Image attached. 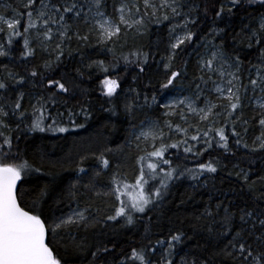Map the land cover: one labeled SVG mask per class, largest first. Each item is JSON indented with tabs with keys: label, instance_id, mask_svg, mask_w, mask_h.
Returning a JSON list of instances; mask_svg holds the SVG:
<instances>
[{
	"label": "snow or ice",
	"instance_id": "1",
	"mask_svg": "<svg viewBox=\"0 0 264 264\" xmlns=\"http://www.w3.org/2000/svg\"><path fill=\"white\" fill-rule=\"evenodd\" d=\"M253 5H257L260 10L258 15L253 16L254 23L243 25L239 32L232 35L234 44L246 41L249 49H258L257 62H249L245 70L240 56L230 57L225 53L226 40L222 38L225 30L217 28L216 21L223 20L225 16L231 19L238 11L246 12ZM108 7L107 0H21L20 4L13 0V3L5 2L0 5V34L7 30V45L13 43L14 37H23L24 50L21 55L24 57H34L37 48L47 53L49 59L45 61L44 68L48 69L52 66V57L54 56L55 62H60L65 54V47L73 40L78 45L87 44L95 36L97 43L106 47L108 44H115L121 34H127L128 30L143 36L150 25L167 22V56L161 61L166 83L161 84V88L168 89L182 75L186 76V71L172 70L176 58L198 40L204 41L205 36L214 33L212 41L202 45L205 47V53L210 51V54L199 55L197 61L199 76L194 77V80L198 79L201 83L196 84L193 96L172 99L161 105L167 110L164 115L177 117L179 123L169 119L161 126L157 121L150 123L148 129L144 130L145 122L142 121L139 134L133 125L135 147L143 151V155L137 157L139 174L134 184L124 183V177L117 170L105 185L107 191L97 190L98 178L111 166L110 160L105 158V153L111 152L112 149L94 154L101 167L88 177L86 183H81L79 174L87 176L88 172L79 165L89 158L81 157L76 168L77 181L69 184L56 200V204H60L67 199L68 210L61 211L60 215L47 216L43 210L34 211L33 207L25 210L21 206L19 195L23 190H18V182H23L24 178L33 172L39 173L41 168L33 167L28 160L20 163L8 162L20 158L19 151H11L13 139H20L19 136H13L14 129L10 126L12 119L16 117L22 121L26 118L28 110L24 108L23 103L26 94L16 91L23 86L25 78H17V74L7 71V66H3L7 74L0 76V264H67L63 256L54 254L53 248L49 246L51 240L46 242V236L49 235L53 240L59 236L65 252L82 262L86 261V264H110L109 256H112L111 264H216L218 259L220 264H264V175L252 179L255 173L239 168L238 164L233 165V170L239 169L235 171V176L242 187L246 188L248 200L243 207L225 204L223 200H218L213 206L212 198L209 197L204 210L194 218L191 225L194 235H200L204 240L203 245L197 242L194 246L199 249L198 252H184L181 255L183 249H178L177 245L182 244L185 238H194L186 237V232L182 229H169L166 235L156 234L160 238L153 241L152 222L149 218L144 224L142 237L147 243L132 247L130 255L121 254V258L117 260L113 254L118 242L112 229V224H120L121 220L124 221L120 224L121 228L134 225L138 219L134 213L146 214L158 204H162L169 192L170 181L186 174L192 180L199 181L204 172L216 173L218 170V161H210L197 163L196 168L179 171L177 176L179 166L173 168L171 160L165 158L170 148L179 149L183 145L185 153L197 157L214 145L229 152V136L224 125H230L236 146L253 153L264 151V0H213V6H206L202 16L200 4L195 0H113L111 12ZM210 12L213 13L211 17ZM209 20L211 26L208 33L201 36L199 26L207 24ZM81 25L86 31L82 30ZM21 27L23 31L20 30ZM218 38H221L219 45L215 43ZM108 51L115 50L109 48ZM8 55L5 44L0 43V57ZM68 55H72V52L69 51ZM149 55V52L137 48L122 58L125 62L135 63L142 73ZM130 56L136 59L131 61ZM187 63L185 60V68ZM103 65V61H93L87 67L91 69L96 66L107 72L108 69ZM76 71L78 76L84 75L81 68ZM38 75L44 79L43 74L38 71L31 73L32 77ZM101 83L105 88L104 94L109 97L113 96L119 87L117 80L108 79L107 76ZM209 84L212 85L211 88H208ZM47 86L56 88L57 93L47 98L37 97L36 103L30 104L34 118L30 125H25L29 132L63 133L68 131L66 127L61 126L65 117L75 125V117L83 115L87 119L91 114L89 109L80 104L79 111L74 105L68 107L66 113L58 112L55 117L51 114L46 116L48 101L55 102L54 96L58 94H70L75 85H69L68 80L62 76L60 79H48ZM205 89L209 93L208 96H205ZM13 93L15 99H12ZM212 94L215 95V102L209 98ZM138 97L139 93L137 99ZM202 99L201 106L199 102ZM152 101H156L155 95ZM64 103L67 104L66 101ZM147 103L148 98L145 96V104ZM249 106L254 111L259 109L257 124L260 128V133L253 138L251 147L243 139L250 124L249 119L243 118V110ZM135 108L134 101L125 103V115L132 116ZM237 112L240 115H236ZM191 118L198 119L195 123H190ZM48 120H51V123H48ZM237 124L242 126L243 135L237 131ZM19 128L20 123H17L16 130ZM164 128H167L169 133L182 134L183 139L171 144L164 143ZM190 131H194V134L189 136ZM149 140L152 141V150H147V147L140 149V142L143 141L147 145ZM157 143L159 147H156ZM131 144L132 140L127 141V145ZM196 144H202L203 147L194 151ZM5 146L8 151H3ZM228 174L231 176L233 172ZM121 189L131 190L132 194L127 200L123 198L127 193ZM50 194L49 185L35 190L33 206L42 201L46 203ZM94 197H114L118 206L112 203L105 204L103 208L99 205L94 207ZM73 202L76 207L70 206ZM157 252H160L159 259L153 260Z\"/></svg>",
	"mask_w": 264,
	"mask_h": 264
},
{
	"label": "trees",
	"instance_id": "2",
	"mask_svg": "<svg viewBox=\"0 0 264 264\" xmlns=\"http://www.w3.org/2000/svg\"><path fill=\"white\" fill-rule=\"evenodd\" d=\"M13 3V0H0V5L3 3ZM16 4H20L21 0H14ZM200 4L201 16L203 9L207 6H213V0H195ZM109 5L108 11L111 12V5L113 0H107ZM218 6V5H217ZM257 5H253L247 11H238L237 14L229 19L227 16L223 20L216 21L217 28L225 30L223 39L226 40L225 53L230 56H240L244 62V68L247 70L249 62L256 63L258 49H249L246 41L244 43H233L232 35L239 32L241 27L250 22L254 23L253 16L259 14ZM213 13H209L211 17ZM211 26V20L207 24H201L200 35L205 36ZM83 31L86 29L83 28ZM23 31V28L20 29ZM213 34L205 36L204 41H197L191 47L181 53L175 61L173 71L180 69L182 72L186 71V76L182 75L177 79L173 86L168 89L161 88V84L166 83L165 70L163 67L162 58H166V46L168 41V24L165 22L161 25L152 24L149 26L147 33L143 36L137 35L132 30H128L127 34H121L120 39L115 44H108L106 47L97 43V40L92 37L87 44L80 43L79 45L72 41L71 44L65 47V54L60 62H55L52 57V66L48 69L44 68V63L49 59L47 53L41 52L38 48L34 57H24L23 52V37H14L13 43L7 45V30L0 34V43H4L6 50L9 52L8 56L0 57V76L6 75L3 66H7V71H11L19 76L25 78V83L22 87L17 88L16 91H23L25 99L23 101L24 108L28 110L27 116L22 121L13 117L11 127L14 129L13 136H19L20 139H13L12 153L19 151L20 158L16 160H9L10 163H20L23 160H28L33 167H40L39 173L33 172L24 178L23 182H18V190L21 197V206L28 210L33 207L34 211H41L47 216L60 215L61 211L66 212L69 207V202L64 199L60 204H56V200L60 193L67 189L68 185L76 182L78 173L76 168L81 160V157H89L82 165L88 175L80 173L81 183H86L88 177L94 171L100 169L101 165L94 154L98 155L105 149H112L111 152L105 153V158L109 159L111 166L104 170L98 178L97 190L107 191L105 185L108 184L110 177L114 172L119 170V173L124 177V183H131L139 174V164L137 157L143 155V151L136 149L135 140L132 136V127L138 130L141 127V122L147 120H155L163 124L166 119L162 115L164 100L167 96L173 93L194 94L196 91V84L201 83L194 77L199 76L197 71V61L199 55H206L205 47L202 46L207 42L212 41ZM219 45L221 38L215 40ZM35 47V44L32 45ZM109 48H114V52L108 51ZM141 48L144 52H149V59L147 64L143 65L144 72H140L135 63L125 62L122 58L129 55L130 52ZM69 51L72 55H68ZM136 57L130 56V60L134 61ZM187 60L186 68L184 61ZM93 61H103L104 67L108 69L104 72L101 68L93 66L89 69L87 66ZM166 62V59L164 60ZM81 68L84 72L82 77L77 75V69ZM38 71L43 74L41 76L32 77L31 73ZM170 75V72L168 73ZM65 77L69 85H75L70 94H58L54 96L55 102L48 101L47 113L55 117L58 112L66 113L67 108L83 104L85 108L89 109L90 115L87 119L83 115L75 117V126L67 121L61 125L68 129L66 132H29L25 125H30L34 118L31 114L30 104L36 103V98L43 96L49 97L57 93L56 88H49L47 86L48 79H60ZM107 76L108 79H115L119 87L113 96L109 97L104 94V87L101 81ZM135 77V79H134ZM215 78V77H214ZM211 84L208 85V88ZM204 88V85L201 84ZM135 89V91H130ZM137 93L139 97L137 99ZM205 94H208L205 89ZM155 95L156 101H152ZM145 96L148 98V103L145 104ZM12 99H15V93L12 94ZM67 102L65 104L64 102ZM135 102L136 108L132 116H127L124 113L125 103ZM39 115V113H37ZM236 115H240L239 112ZM19 113H17V117ZM243 118L249 119V131L243 139L251 147L252 140L256 135H259L260 128L257 124L258 115L252 107H246L243 110ZM254 118V119H253ZM172 120L174 123H179L177 117H169L166 120ZM195 119L191 118L190 123H195ZM20 123L19 130H16V124ZM51 123V120H48ZM222 124V121H221ZM220 126V125H217ZM227 129L226 134L229 136V148L231 151L225 152L223 148L213 146L203 155L197 157L183 151V145L179 149L170 148L165 154V158L170 159L172 167L179 166L176 175L179 176V171L188 168H196L197 163H208L210 161L217 162V172H204L199 181L192 180L189 175L181 176L179 179L170 181L169 192L162 204H158L155 208L147 211L146 214L134 213L138 218L134 225H128L126 228H121L120 224H112V229L115 231V239L118 242L116 252L113 254L119 260L121 254L130 255L132 247H137L143 241L144 224L151 218L152 222V239L160 238L156 234L163 233L166 235L169 231L175 229H182L187 236L194 238L189 240L185 238L182 244L177 245L178 249H183L184 252L196 253L199 249L194 246L199 242L204 244V240L200 235H194L192 230V223L194 218L199 215L205 205L209 202L214 206L218 200H223L225 204H234L241 207L244 206L245 201L248 200V192L243 188L241 183L235 176L233 165L238 164L239 168L250 170L255 175L252 179H256L258 175H264V151L249 152L247 149L235 145V137L231 135V126L224 125ZM237 131L243 135L242 126L236 125ZM194 134V131L189 132V136ZM170 133L166 135L164 143H174L177 140L183 139L182 134H177L175 138H170ZM132 140L131 145H127V141ZM195 144L196 142L190 141ZM147 146H140L144 149ZM159 147V144L156 145ZM203 147L202 144H196L194 151H199ZM122 149V151L120 150ZM151 151V148H147ZM3 151H8L7 146ZM234 153V155H233ZM55 165V166H53ZM167 168L166 165H164ZM233 172L230 176L228 173ZM51 173V174H50ZM44 185H49L51 194L46 198L47 202H41L39 205L33 206L35 197V190H38ZM93 206L99 205L104 207L105 204L116 203L114 197H94L92 200ZM71 207H76L73 202ZM83 206V202H81ZM111 214V213H110ZM202 235V234H201ZM47 242L51 240L49 246L53 248L54 254L59 253L67 261V264H86L79 258L67 254L64 250L60 237L57 236L54 240L51 236H46ZM226 242V241H225ZM222 246V245H221ZM160 252H157L153 260L159 259ZM90 258V257H89ZM179 259V257H177ZM110 264L112 256H109ZM220 264V260L216 261Z\"/></svg>",
	"mask_w": 264,
	"mask_h": 264
},
{
	"label": "rangeland",
	"instance_id": "3",
	"mask_svg": "<svg viewBox=\"0 0 264 264\" xmlns=\"http://www.w3.org/2000/svg\"><path fill=\"white\" fill-rule=\"evenodd\" d=\"M93 38L96 39L95 36H93ZM53 46H54V45H53ZM207 54H210V51H209V53H207ZM207 54H206V55H207ZM103 87H104V85H103ZM211 87H212V85H211L209 88H211ZM104 89H105V88H104ZM195 92H196V91H195ZM195 92H194V94H195ZM194 94H189V93H188V94H183V93H179V92H177V93H173V94H171V95H169V96H167V97L165 98L163 104L168 103V102L171 101L172 99H180V98L185 97V96H193ZM208 95H209V93H208V94H205V96H208ZM209 98H211V99L213 100V102H215V95H214V94H212ZM199 103H200V105L202 106V105H203V99H202ZM250 107H251V106H250ZM252 109H253V108H252ZM165 111H167V110L163 108V110H162V115H163V116H165V115H164ZM255 111H256V113H257V115H258V113H259V109H256ZM165 117H166V116H165ZM167 118H169V117H166V119H167ZM166 119H164L163 121H166ZM194 119H195V121H196L198 118H194ZM258 119H259V115H258ZM152 122H157V121L152 120V119L145 121V123H144V125H143L144 130H147L148 127H149V124L152 123ZM159 125L163 126L164 123H163V124L159 123ZM140 130H141V127H140L138 130H136V133L139 134ZM164 132H165L166 135L169 133V131H168L167 128H164ZM170 134H172V135H170V138H175L176 135H177V134H175V133H170ZM158 144H159V143H157L156 145H158ZM140 146H147V148H151V147H152V141L149 140L148 143H147V145H146L143 141H141V142H140ZM135 180H136V179H135ZM135 180H134L133 182H131V183H128V184H129V185L134 184V183H135ZM121 191L127 193V194L123 197L125 200H127V199L129 198V195L132 194V193H131V190L121 189Z\"/></svg>",
	"mask_w": 264,
	"mask_h": 264
},
{
	"label": "water",
	"instance_id": "4",
	"mask_svg": "<svg viewBox=\"0 0 264 264\" xmlns=\"http://www.w3.org/2000/svg\"><path fill=\"white\" fill-rule=\"evenodd\" d=\"M46 242H47V240H46Z\"/></svg>",
	"mask_w": 264,
	"mask_h": 264
}]
</instances>
